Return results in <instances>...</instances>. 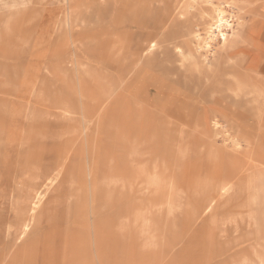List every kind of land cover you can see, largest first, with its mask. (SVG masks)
I'll use <instances>...</instances> for the list:
<instances>
[{"label": "rangeland", "instance_id": "374dc122", "mask_svg": "<svg viewBox=\"0 0 264 264\" xmlns=\"http://www.w3.org/2000/svg\"><path fill=\"white\" fill-rule=\"evenodd\" d=\"M140 2L0 0V264H264V0Z\"/></svg>", "mask_w": 264, "mask_h": 264}, {"label": "bare ground", "instance_id": "6f19581e", "mask_svg": "<svg viewBox=\"0 0 264 264\" xmlns=\"http://www.w3.org/2000/svg\"><path fill=\"white\" fill-rule=\"evenodd\" d=\"M127 1V0H125ZM140 4L141 6H147L148 4V0H140ZM192 2H195L196 0H191ZM205 2L211 9L213 12V15L211 16V22L209 23L208 29L205 33V36L203 38L200 37L199 33H195L194 34V38L197 40V43L199 44V48H213L214 49V45L215 42L217 40H221V47L223 49H225L226 46V32H225V28L229 27L231 29V31H233V26L232 23L229 19V17H227L226 14V9L225 6H229L232 2V0H200ZM122 15L125 17L128 14L134 13V10L132 8V6H129V4H127L125 2V4H122V9H121ZM141 12V11H140ZM231 14V13H230ZM73 11H72V7H70L69 9V18L72 20L73 18ZM121 22V21H120ZM120 27V26H119ZM228 28V29H229ZM187 31V30H186ZM236 39V38H235ZM200 41V42H199ZM125 44H124V40L123 39H118L116 35H112L110 38V42L109 45L107 47V55H108V60L109 61H113L116 60L117 58H120V55H123V53L125 52ZM171 46V45H170ZM235 50V49H234ZM151 51V50H150ZM217 52V51H216ZM239 52V51H238ZM233 54V53H232ZM231 54V55H232ZM106 55V53H105ZM228 55V54H227ZM104 57V56H103ZM117 61V60H116ZM122 62V61H120ZM169 82V81H168ZM135 85V82H133L132 80H128L125 83H123L122 86H126L127 90L131 89L133 86ZM262 91V90H261ZM150 92V91H149ZM263 92H261L262 94ZM122 95V94H121ZM101 101L104 99L103 96L100 97ZM112 100V99H111ZM134 103V102H133ZM103 105V102L100 103V106ZM134 108H138L137 105L134 106ZM220 116V115H219ZM215 114H213L212 119L210 120V126H212L213 128L216 129V133L218 135L222 134V128L223 126H221L220 123V118ZM153 119V118H152ZM194 123V121H193ZM250 135L246 136L245 139H249ZM228 139V137H224L223 136V141L225 142ZM255 142V141H254ZM197 143V142H196ZM247 143V142H246ZM240 144L239 141H235L233 147L237 148L236 146H238ZM222 147V146H221ZM220 147V148H221ZM204 148V147H203ZM201 149V148H200ZM214 154L215 155H220V152L218 150H214ZM214 164V163H213ZM220 164V163H219ZM212 165V164H211ZM206 186V185H205ZM43 195V194H42ZM217 199V198H216ZM189 202V201H188ZM213 204V203H212ZM205 208V207H203ZM207 208V207H206ZM209 209V208H208ZM207 209V210H208Z\"/></svg>", "mask_w": 264, "mask_h": 264}, {"label": "crops", "instance_id": "0c3cea01", "mask_svg": "<svg viewBox=\"0 0 264 264\" xmlns=\"http://www.w3.org/2000/svg\"><path fill=\"white\" fill-rule=\"evenodd\" d=\"M256 48V47H255ZM258 48V47H257ZM253 49V48H251ZM264 74V68L261 69V74ZM264 78V77H263ZM262 106H256L255 112L258 120V132L250 135L249 139H243L247 144L251 145V156H258L260 160H264V90H262ZM222 117V116H220ZM255 141V142H254Z\"/></svg>", "mask_w": 264, "mask_h": 264}]
</instances>
